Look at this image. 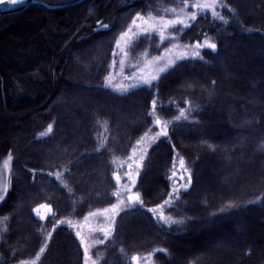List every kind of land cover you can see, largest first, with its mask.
Listing matches in <instances>:
<instances>
[{"label":"trees","instance_id":"16d2710c","mask_svg":"<svg viewBox=\"0 0 264 264\" xmlns=\"http://www.w3.org/2000/svg\"><path fill=\"white\" fill-rule=\"evenodd\" d=\"M183 1L36 0L0 15V164L10 157L0 264H83L74 230L58 222L112 204L113 158L128 155L155 117L184 107L189 118L149 147L134 189L143 205L115 218L98 264L140 254L154 264H264V0H220L226 21L199 14L163 44L139 36L132 56L204 36L217 48L176 61L151 87L119 93L103 84L133 17ZM181 159L191 184L166 211L183 223L166 225L148 209L169 199ZM42 205L43 219L34 211Z\"/></svg>","mask_w":264,"mask_h":264},{"label":"snow or ice","instance_id":"6c2138e0","mask_svg":"<svg viewBox=\"0 0 264 264\" xmlns=\"http://www.w3.org/2000/svg\"><path fill=\"white\" fill-rule=\"evenodd\" d=\"M13 3H22L23 0H12ZM187 0H185L184 9L188 7ZM217 0H195L194 3L191 4V7L194 9L191 13H187L184 11V9H181L180 11H177V9L173 8L170 11L175 14V18L173 19H165L164 17H153V16H142L139 13H137V16L132 20L131 25H129L128 29L120 34L119 39L116 40V50L117 54H120L122 56H126V49L129 48L131 43L135 41L139 36H151L152 34H158V39L160 41V44H163L164 41L169 40V31L171 29H175L177 25H180L182 27H189L191 24V21H195L197 19V16L201 12L210 11L211 14L215 16H219L218 12L216 11L218 7ZM219 18L222 20L223 16H219ZM103 28H107L108 25H103ZM208 47L212 49L213 51L216 50L217 45L215 43H211L209 41H205L204 45H197V49L202 47ZM180 46L178 44L173 45V49L178 50ZM173 49L165 48L164 49V55L157 56L153 58L151 61L148 62L146 65V68L151 69L150 71H147L145 73V69H141L137 72L132 73L130 76L125 77V79L132 81L130 85L127 87L123 85H118L121 91L127 92L130 88H138L141 85L151 87L155 81H157L160 77V75L164 72H166L170 67H173L177 60L182 59H188V58H201L200 51H194L192 56L189 57L187 51H184L183 53L172 56L171 52ZM124 59H121L119 61V65L121 68L124 66ZM117 64V61H113V67H115ZM111 76V74H110ZM108 79V78H106ZM157 108V101L154 99L152 101V112L149 113V115H154ZM188 119V116L184 109H180V116L177 119ZM154 125L158 126L161 130L157 134V138L160 136L168 137L169 132L167 130V126L163 123V121L156 117L154 120ZM51 125L49 126L48 131L51 132ZM155 139V138H154ZM141 141H137L139 144ZM135 152L136 149H133V156L129 158L130 162L127 165V171L123 173L124 176L127 177V184L124 186V189L117 190L113 195L115 196L117 203L111 205L109 208L104 209H98L94 212H89L87 217H85L84 224H76L72 225L71 221H59L58 224H64L67 223L70 227H74L76 229L75 235L79 238L80 243L84 250V264H96V261L92 258L90 255V249L94 246L95 243H104L107 241L111 236L113 235V232L115 231V218L118 217L122 211L126 210V208L130 205H136L140 204L143 205V200L141 197V194L138 191H133L138 183V177L140 174V171L143 167V160L144 155L142 154L139 159L137 160L135 158ZM135 163V168H134ZM180 169L181 171H186L185 169V162L183 159L180 160ZM176 173H173V176H175ZM57 178H59V175L57 174ZM121 175L117 174L115 175L116 183L119 184L121 181ZM180 179H184L183 176L180 177ZM187 184H191V173L189 172L187 175ZM180 191L178 188H174L169 193V199L164 202L162 205H158L155 208L148 209L149 212L153 213L155 216H157L161 221H163L166 224H175V223H182V221L174 220L171 217H168L165 215L163 209L170 205L171 200L173 197L178 198L177 193ZM7 189H4L2 193H0V203H3V200L6 197ZM42 207H49L48 205H42ZM49 211L51 209L49 208ZM37 215H39V212L37 211ZM89 217H96L97 218V224L95 226L91 225L89 223ZM43 218V217H41ZM55 227V226H54ZM82 227L88 228L89 237L91 234L100 232L103 234V240H95L92 241L89 238H86L85 235L82 232ZM51 238V233H49L48 239ZM43 248L41 249V252H43ZM140 257L138 255H134L132 257L133 264H139Z\"/></svg>","mask_w":264,"mask_h":264},{"label":"rangeland","instance_id":"374dc122","mask_svg":"<svg viewBox=\"0 0 264 264\" xmlns=\"http://www.w3.org/2000/svg\"><path fill=\"white\" fill-rule=\"evenodd\" d=\"M194 2H195V0H193V1H187V3H188L189 6L186 9H184L185 1H183V2H178L176 4H173V5H168L163 10L158 11V12H146V13L140 14V15L145 16V17L153 16V17H164L165 19H173V18H175V14L170 11L171 9L175 8V9H177V11H180L181 9H184L185 12L191 13L192 11H194V9L191 7V4L194 3ZM217 3H218L219 6L217 7L216 11L218 12L219 16H223V19L221 20L219 18V16H215V18L218 19V20H221V21H226L227 18H226V16L224 15V13L222 11L224 5H223V3L220 0H217ZM206 12H209L211 14L210 11H206ZM202 13H205V12H201L199 14H202ZM136 16H137V14L133 17V19ZM132 20L129 23V25H131ZM129 25L127 26V28L124 31H126L128 29ZM177 26H180V25H177ZM124 31H122V32H124ZM156 35L158 36V34H156ZM119 37H120V35L118 36L117 39H119ZM206 40L209 41V42H211V43H214L213 40H212V38L210 36H204V38L202 40H200V41H194L193 43H190V44H182V43L175 42V43H171L166 48L173 49V45L174 44H178L180 46V48L178 50L173 49V51L171 52V55L174 57V56H177V55L183 53L184 51H187L189 57H191L194 51H197V50L200 51L201 48L197 49V45L198 44L199 45H204V42ZM130 46H129L128 49H126L127 55L126 56H122L120 54H117L116 42H115L113 56H112V59H111V61L109 63L108 72H107V74L105 75V77L103 79V84L106 87H108V88H110V89H112V90H114L116 92H119V93H123V91L120 90V88L118 87V85H123V86L127 87L128 85H130L132 83V81L125 79V77L130 76L132 73L137 72V71H139L141 69H145V73H147V71H150L151 70V69L146 68V65L148 64V62L151 61L153 58H155L157 56L164 55V49L165 48L161 52H159L158 54H154V55H149V54H147L146 51H143V52H140V53L132 56V55H130V51H129ZM121 59H124V61H125L123 68H121L120 65H119V61ZM114 60L117 61V64H116L115 67H113V61ZM110 74H111V76H110ZM106 78H108V79H106ZM130 89H132V88H130ZM181 109H184L185 110V112H186V114H187V116L189 118L188 107H184V108H181ZM179 116H180V109L178 110V112L174 116H171L169 118H160V117L159 118L167 126V130H168V126H169L170 122L183 119V118L177 119ZM155 118H154V120H155ZM160 130L161 129L158 126H155L154 125V121H153V128H151L150 130L146 131L144 134H142L135 141V143L133 144V146H132V148H131V150H130V152H129L128 155H126L124 157H120V158H115V157L113 158L112 162H113V165H114L115 170H116L115 175L119 174L122 177L120 183L119 184L116 183V188L113 191V194L118 189L122 191L124 189V186L127 184V177L124 176L123 173H125L128 170L127 169V165L130 162L129 158L133 156V149L134 148L136 149L135 158L137 160L139 159V157L142 154L145 157L146 156V153H147V151L149 149V147L154 142H156L159 138L163 137V136H160V137L157 138V134L160 132ZM137 141H141V142L138 144ZM133 166L135 168V163H134ZM185 169H186V171H181V169H180V163L178 162V163L175 164L173 173H176V175L173 176V174H172V176L174 178L173 179V185H174L173 186V189L174 188L180 189V188H183L184 186L187 185V175H188L187 173H188V170H187L186 167H185ZM9 172H10V157H5V159H3L1 161V164H0V193H2L4 189H7L8 188V184H9V181H8L9 180ZM181 176L184 177L183 180L180 179ZM133 191H135V190L133 189ZM164 202L160 203L159 205L164 204ZM115 203H117V200H116V198L114 196V200H113V203L112 204H110L108 206H105V207H101V208H95V209H93V210H91L89 212H94V211H96L98 209L109 208V207H111V205H113ZM130 206H133V205H130ZM130 206H128V207H130ZM168 206H166L163 209L165 215L168 216V217L173 218L174 220L182 221V223H183V219L182 218L177 217V216L172 215V214H169L166 211V208ZM155 207L156 206H154L152 208H155ZM46 209H47L46 207L39 206V207H36L34 209V211H35V214L36 215H37V211L39 212V215H37L38 217L45 218V216L47 214V210ZM88 213L85 214L81 218L66 219L64 221H71L72 225H76V224L83 225L84 224L85 217H87ZM155 217L159 221H161L157 216H155ZM161 222H163V221H161ZM89 223L91 225L95 226L97 224V218L96 217H89ZM182 223H175V224H166L165 223V224L166 225H180ZM65 224L68 225L67 223H65ZM71 228L74 230V232L76 231V229L74 227H71ZM82 232H83V234L85 235L86 238H89L92 241H95V240H103V234L100 233V232L93 233L89 237V233H88V228L87 227H82ZM78 240H79V238H78ZM79 243H80V240H79ZM100 244H102V243H95L94 246L90 249V255L96 261V264H98L99 259L101 257V252L96 250L97 246L100 245ZM80 245H81V243H80ZM81 248H82V252H83V264H84V250H83L82 245H81ZM138 256L141 258L139 264H154L151 254H140ZM131 264H133V261L132 260H131Z\"/></svg>","mask_w":264,"mask_h":264},{"label":"water","instance_id":"95a60500","mask_svg":"<svg viewBox=\"0 0 264 264\" xmlns=\"http://www.w3.org/2000/svg\"><path fill=\"white\" fill-rule=\"evenodd\" d=\"M34 2L36 0H23L22 3H13L12 0H0V15L19 12ZM48 7L59 8L63 5H48Z\"/></svg>","mask_w":264,"mask_h":264}]
</instances>
